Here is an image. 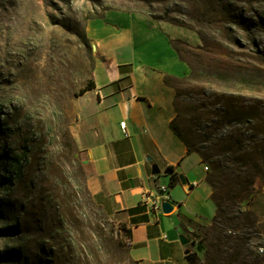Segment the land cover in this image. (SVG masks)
<instances>
[{"label":"rangeland","instance_id":"obj_1","mask_svg":"<svg viewBox=\"0 0 264 264\" xmlns=\"http://www.w3.org/2000/svg\"><path fill=\"white\" fill-rule=\"evenodd\" d=\"M149 1L150 6L139 0H0V264H55L54 256L67 254L73 233L69 225H65L64 231H57L53 225L66 208L61 199L51 202L48 194L55 190L54 183L60 196L69 195L67 184L79 192L81 207L77 208V222L81 233L77 240L82 258L90 264H130L103 238L102 230L107 237L113 234L99 221L98 212L87 206L78 183L56 180L61 173L40 172L42 166H36L38 159L35 163L33 159L39 154V159L51 160L64 153L65 135L72 136L74 102L93 81L96 64L103 59V52L90 36V28L99 20L106 21L117 13H133L150 26H176L151 18L166 15L168 8L172 18L195 26L214 46L225 50L223 58L231 71L220 81L195 82L192 97L200 100L216 94L233 96L244 104L256 102L262 111L258 131L264 134V0H217L227 5L233 16L231 21L211 13L200 23L191 21L189 16L204 9L200 0ZM176 27L174 36L193 48L203 45L197 32ZM148 45L143 42L141 51L151 56L162 54L159 46ZM249 128L234 124L224 127L219 134L224 132L236 141L240 134L250 138ZM26 145L34 150L27 164L31 179L16 180L10 173L8 156L19 154ZM78 158L82 163L79 149ZM215 158L230 165L231 155L227 152L217 151ZM46 178L45 187L50 193L42 201L32 190V181L38 185ZM263 190L264 173H258L248 200L235 207L236 214L249 212L256 223L250 229L224 233L233 239L243 237L247 245L240 261L229 264L264 262V254L258 252L259 247H264ZM208 219L194 227L190 236L192 251L199 255L198 264H225L216 262L215 253L210 251L213 218ZM61 258L64 263L66 257Z\"/></svg>","mask_w":264,"mask_h":264},{"label":"crops","instance_id":"obj_2","mask_svg":"<svg viewBox=\"0 0 264 264\" xmlns=\"http://www.w3.org/2000/svg\"><path fill=\"white\" fill-rule=\"evenodd\" d=\"M176 29L150 26L133 13L95 22L90 36L103 52L93 72L96 87L75 100L72 109L70 129L87 188L109 220L131 231L129 254L138 264H188L194 227L216 212L200 157L188 155L170 129L176 92L164 83V75L182 78L190 72L170 44L180 39L172 34ZM143 42L159 46L162 54H145ZM121 122H127L126 133ZM169 167L178 178L174 187ZM162 187L175 204L169 214L151 211ZM182 235L189 244L181 243Z\"/></svg>","mask_w":264,"mask_h":264},{"label":"trees","instance_id":"obj_3","mask_svg":"<svg viewBox=\"0 0 264 264\" xmlns=\"http://www.w3.org/2000/svg\"><path fill=\"white\" fill-rule=\"evenodd\" d=\"M150 6L149 0H139ZM204 9H199L197 13H191L190 19L196 23L205 22V18L211 13L217 17H228V21L233 18L227 5L217 0H200ZM163 3V2H157ZM167 14L152 19L170 22L179 27H185L198 33L203 42L202 46L193 48L187 41L182 39L170 40V44L179 58L190 68V73L185 77H175L164 75V83L172 87L176 92L174 100L175 118L170 123V129L174 135L186 146L188 155L196 154L200 157L203 164L209 165L211 172L207 174L206 181L212 189L211 201L216 212L212 219V236L210 237V251L215 253L216 262L225 264L239 262L245 255L247 245L243 237L236 239L231 236H225L226 231L237 230L240 228L250 229L256 221L252 219L251 213L236 214L235 207L239 203L248 200L251 195V188L258 173H264V134H260L258 127L261 125L262 111L256 102L240 103L233 96H224L213 94L204 96L200 100H195L192 95L195 94L192 85L200 80L205 82H216L230 75L231 66L227 63L223 55L226 54L220 46H214L205 35L196 30L195 26L175 20L170 16L169 9ZM201 70L202 73H199ZM94 81H90L80 92L79 96L95 89ZM248 125V131H252L250 138L240 134L236 141L219 131L224 127L232 125ZM64 153L59 154L51 160L45 158L39 159V154L34 155L36 166L41 165L40 172H46L49 175L53 172L61 173L56 180L61 178L62 182L66 180L78 183L81 193L87 206L92 211L98 212L99 221L110 228L113 237H107L102 230L103 238L109 241L117 251L123 255L124 260L130 264H138L129 254V241L132 237L131 231L124 225H116L109 220L102 207L98 206L87 188L86 173L81 161L78 158V148L75 140L67 133L63 143ZM229 153L231 155L230 165L222 164L215 158V152ZM34 152L30 146H24L19 154L8 156L10 163V173L16 180H22L31 175L27 173V164ZM67 152V153H66ZM43 162V163H41ZM57 164H60L58 166ZM32 169L33 164L31 162ZM31 169V168H30ZM171 174L170 187L178 183V178L171 167L167 168ZM47 178L41 180V184L34 185L32 181V190L37 192V196L43 201L44 196L50 191L46 189ZM70 189L68 196H60V190L56 183L53 184L55 190L48 194L52 200H60L64 205L65 211L57 215L53 225L57 231H64L65 225L72 228L73 236L69 242V251L54 256L55 264H90V261L84 256L82 250L78 251L77 235L81 233L77 222V208L81 207L79 192L73 185L67 184ZM65 191V195H66ZM55 200V201H56ZM60 207V204H58ZM114 233L117 235L114 238ZM62 255L66 257L62 261ZM188 264H198L199 255L191 251L186 256ZM256 264H264L258 262Z\"/></svg>","mask_w":264,"mask_h":264},{"label":"built area","instance_id":"obj_4","mask_svg":"<svg viewBox=\"0 0 264 264\" xmlns=\"http://www.w3.org/2000/svg\"><path fill=\"white\" fill-rule=\"evenodd\" d=\"M120 126L125 131L126 127H127V122H121ZM125 133H126V131H125ZM204 170L207 173L209 171V167L208 166H204ZM164 190H165V187H162V190H161L162 194L155 201H151V211L154 212L155 214H162L163 213L162 212V202L164 200H169L165 196V194L163 192ZM263 195H264V190H263ZM144 203L145 204H149L148 203V198H145ZM258 252L260 254H264V247H259Z\"/></svg>","mask_w":264,"mask_h":264},{"label":"water","instance_id":"obj_5","mask_svg":"<svg viewBox=\"0 0 264 264\" xmlns=\"http://www.w3.org/2000/svg\"><path fill=\"white\" fill-rule=\"evenodd\" d=\"M159 169L158 168H155L154 169V173H159ZM175 209V204L170 201V200H164L162 202V212L164 214H169L171 213L173 210ZM180 241L183 245H187L189 244V239L187 237H185L184 235L180 236ZM190 253V250H187L186 251V254H189Z\"/></svg>","mask_w":264,"mask_h":264}]
</instances>
